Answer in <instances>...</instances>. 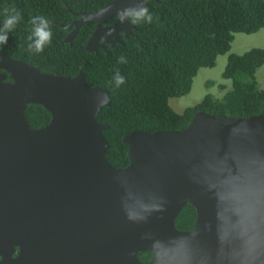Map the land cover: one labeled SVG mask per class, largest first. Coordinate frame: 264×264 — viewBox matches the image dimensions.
<instances>
[{"label": "water", "instance_id": "1", "mask_svg": "<svg viewBox=\"0 0 264 264\" xmlns=\"http://www.w3.org/2000/svg\"><path fill=\"white\" fill-rule=\"evenodd\" d=\"M142 2L113 0L64 27L95 21L91 52L104 35L128 37L136 25L118 13ZM0 69V264H264V110L199 111L183 129L134 130L123 138L129 164L117 168L106 157L109 126L98 121L112 101L105 87L3 49ZM29 104L50 122L32 128ZM188 203L196 221L181 230ZM146 252L150 261L140 259Z\"/></svg>", "mask_w": 264, "mask_h": 264}, {"label": "trees", "instance_id": "2", "mask_svg": "<svg viewBox=\"0 0 264 264\" xmlns=\"http://www.w3.org/2000/svg\"><path fill=\"white\" fill-rule=\"evenodd\" d=\"M112 1L0 0V25L5 6L15 5L23 13V20L8 33V42L0 49L42 72L67 77L82 73L90 86L108 90L112 101L102 108L98 121L109 126L104 131L110 144L106 156L115 167L129 164L123 138L134 130L183 129L199 111L219 117H249L263 112L264 89L256 77L264 65L261 47L228 56L223 78L231 81V88L223 97L207 93L182 113L172 108L170 99L187 95L199 69L214 67L220 55L230 52L236 33L252 34L264 28V0H146L153 21L138 23L114 48L98 53L84 48L96 26L93 20L81 26L72 42L65 40L68 31L64 26L80 18L77 13L97 11ZM37 15L50 21L53 32L51 43L39 54L29 51L27 39L30 19ZM115 22L112 17L104 25ZM121 56L126 63H118ZM117 69L125 77L118 88L113 79ZM211 84L207 82L206 87ZM226 88V84L219 86L221 90ZM25 114L34 129L51 120V114L37 104H29ZM195 221L196 210L188 203L178 215L176 226L191 230ZM152 256V252H146L140 259L150 261Z\"/></svg>", "mask_w": 264, "mask_h": 264}, {"label": "rangeland", "instance_id": "3", "mask_svg": "<svg viewBox=\"0 0 264 264\" xmlns=\"http://www.w3.org/2000/svg\"><path fill=\"white\" fill-rule=\"evenodd\" d=\"M256 47L264 48V28L252 34L236 33L230 52L220 55L214 67L200 68L194 78L191 91L185 96L170 99L172 108L176 112L182 113L187 107L201 102L207 93H212L217 98L223 97L226 91L231 88V81L223 78V72L228 63V56L232 53L242 54ZM256 77L264 89V65L258 69ZM207 82L212 83L210 88L206 87ZM221 84H226L227 88L219 89Z\"/></svg>", "mask_w": 264, "mask_h": 264}, {"label": "clouds", "instance_id": "4", "mask_svg": "<svg viewBox=\"0 0 264 264\" xmlns=\"http://www.w3.org/2000/svg\"><path fill=\"white\" fill-rule=\"evenodd\" d=\"M103 14V11L100 12ZM3 24L0 25V45L6 44L8 42V33L13 31L16 26L23 20L22 11L15 5L5 6L3 9ZM119 21L121 23L128 20L131 24L137 25L141 21L151 23L153 21V16L149 12V9L143 6V2L139 7H128L122 9L118 13ZM31 33L27 37L29 44L28 49L30 52L36 54L42 53L45 50V46L49 45L52 41L53 32L51 29L50 21L43 15H37L30 19ZM111 34V33H109ZM126 58L121 56L118 63H126ZM114 83L118 88L125 83V77L121 75L120 71L117 69L114 75ZM109 97L104 96L102 102L107 103Z\"/></svg>", "mask_w": 264, "mask_h": 264}, {"label": "flooded vegetation", "instance_id": "5", "mask_svg": "<svg viewBox=\"0 0 264 264\" xmlns=\"http://www.w3.org/2000/svg\"><path fill=\"white\" fill-rule=\"evenodd\" d=\"M79 19V18H78ZM77 20V19H76ZM87 23V22H86ZM85 24V23H84ZM83 24V25H84ZM95 25H96V23H95ZM107 25H104V27H106ZM111 26H114V25H111ZM96 26H95V29L92 31V34L94 33V31L96 30ZM67 29V31H68V34H67V37H66V41H70V42H72L75 38H76V36L79 34V32H80V29H81V26L79 27V30H78V32H76L75 33V31H76V29H75V26L74 27H72V28H66ZM92 34L89 36V38H88V40H87V42H86V44H85V46H84V48H86V46L89 44V41H90V39H91V37H92ZM123 37H127L126 35H125V33L123 32V31H121V36H120V40H121V42L123 41L122 39H123ZM111 38H113V39H111ZM111 39V40H110ZM105 40V41H104ZM112 41H114V43H112ZM121 42H119V41H117V40H115V38L114 37H109L108 35H104V37H101L100 39H99V42H98V46H97V49L96 50H93V51H91V52H96V53H98L100 50H103V51H107V49H108V47H111V48H114L115 46H116V44L117 43H121ZM105 44V48H103V47H101V44ZM91 45V48L92 49H94L95 48V43H91L90 44ZM107 153V152H106ZM107 157V156H106ZM194 226V225H193ZM193 228V227H192ZM191 228V229H192ZM18 248H17V251H16V253L14 254V255H17L18 254ZM1 258V257H0ZM151 260V259H150ZM149 261V260H148Z\"/></svg>", "mask_w": 264, "mask_h": 264}, {"label": "crops", "instance_id": "6", "mask_svg": "<svg viewBox=\"0 0 264 264\" xmlns=\"http://www.w3.org/2000/svg\"><path fill=\"white\" fill-rule=\"evenodd\" d=\"M259 85H260V83H259ZM260 87H261V85H260ZM262 88V87H261Z\"/></svg>", "mask_w": 264, "mask_h": 264}]
</instances>
